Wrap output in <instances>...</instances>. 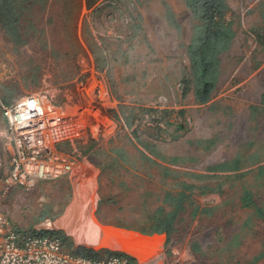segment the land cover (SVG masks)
<instances>
[{
  "label": "rangeland",
  "instance_id": "obj_1",
  "mask_svg": "<svg viewBox=\"0 0 264 264\" xmlns=\"http://www.w3.org/2000/svg\"><path fill=\"white\" fill-rule=\"evenodd\" d=\"M22 1L27 43L17 49L0 25V170L14 151L3 105L39 95L70 133L45 157L69 171L1 185L11 223L93 248L104 232L97 249L137 264H264V0H228L235 37L206 104L182 94L185 0ZM225 161L239 168L210 170ZM183 189L192 200L175 231L149 234L165 193ZM245 190L263 213L243 206Z\"/></svg>",
  "mask_w": 264,
  "mask_h": 264
},
{
  "label": "built area",
  "instance_id": "obj_2",
  "mask_svg": "<svg viewBox=\"0 0 264 264\" xmlns=\"http://www.w3.org/2000/svg\"><path fill=\"white\" fill-rule=\"evenodd\" d=\"M2 111L7 124L13 159L8 170H0V186L6 189L33 179L51 180L66 174L68 165H54L49 157L54 144L66 135L59 107L46 104L39 95H27ZM0 264H130L122 253L98 259L74 253L52 231L21 230L0 211Z\"/></svg>",
  "mask_w": 264,
  "mask_h": 264
},
{
  "label": "trees",
  "instance_id": "obj_3",
  "mask_svg": "<svg viewBox=\"0 0 264 264\" xmlns=\"http://www.w3.org/2000/svg\"><path fill=\"white\" fill-rule=\"evenodd\" d=\"M29 1L35 4L46 0ZM85 1L87 8L90 9L95 7L100 0ZM185 2L191 11L193 24L192 37L187 48L191 71L189 77H185L182 81V94L186 96L192 91L198 103L206 104L212 99L220 78L221 55L230 50L235 37V32L227 20L230 6L228 0H185ZM24 11L22 0H0V25L17 49L27 43V38L20 27ZM262 104L264 105V93ZM238 168L236 165L232 166L230 161H225L216 164L210 170L228 172ZM190 200H192V194L188 195L185 189L177 194L166 192L162 204L154 212L149 234H166L170 237ZM241 201L243 206L256 207L260 213H263V210L257 207L250 191L245 190ZM198 213L199 207L194 209L193 215ZM52 233L60 236L68 248L83 257L98 259L103 255L115 253L107 249L75 245L72 239L61 231H52ZM193 250L200 252L201 248L198 243L193 245ZM122 254L128 258L130 264H137L136 258Z\"/></svg>",
  "mask_w": 264,
  "mask_h": 264
},
{
  "label": "bare ground",
  "instance_id": "obj_4",
  "mask_svg": "<svg viewBox=\"0 0 264 264\" xmlns=\"http://www.w3.org/2000/svg\"><path fill=\"white\" fill-rule=\"evenodd\" d=\"M90 223V222H89ZM94 223V222H93ZM92 225V224H91ZM90 228V227H89ZM98 229V228H97ZM97 232V231H96ZM102 238H100V239H96L95 241H92V244L93 245H101L103 242H105V240H106V237H105V233L103 232L102 233V236H101ZM163 241V236H157V240H156V242L154 241V243H155V246L154 247H157V243H160L161 244V242ZM159 245V244H158Z\"/></svg>",
  "mask_w": 264,
  "mask_h": 264
},
{
  "label": "crops",
  "instance_id": "obj_5",
  "mask_svg": "<svg viewBox=\"0 0 264 264\" xmlns=\"http://www.w3.org/2000/svg\"><path fill=\"white\" fill-rule=\"evenodd\" d=\"M195 96V95H194ZM196 100V99H195ZM105 237H106V240H105V242H103L101 245H105V244H108L109 242H108V239H107V234L105 233ZM101 245H94L95 247H101Z\"/></svg>",
  "mask_w": 264,
  "mask_h": 264
}]
</instances>
